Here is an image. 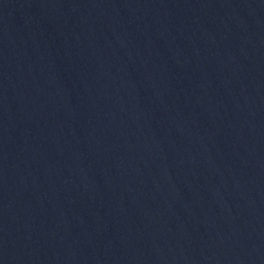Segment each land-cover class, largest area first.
Listing matches in <instances>:
<instances>
[{
    "label": "water",
    "instance_id": "95a60500",
    "mask_svg": "<svg viewBox=\"0 0 264 264\" xmlns=\"http://www.w3.org/2000/svg\"><path fill=\"white\" fill-rule=\"evenodd\" d=\"M0 264H264V0H0Z\"/></svg>",
    "mask_w": 264,
    "mask_h": 264
}]
</instances>
